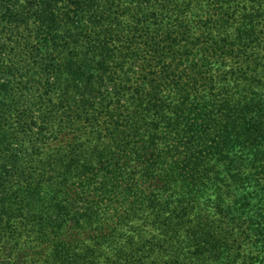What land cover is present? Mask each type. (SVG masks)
<instances>
[{"label": "trees", "instance_id": "16d2710c", "mask_svg": "<svg viewBox=\"0 0 264 264\" xmlns=\"http://www.w3.org/2000/svg\"><path fill=\"white\" fill-rule=\"evenodd\" d=\"M0 264H264V0H0Z\"/></svg>", "mask_w": 264, "mask_h": 264}]
</instances>
